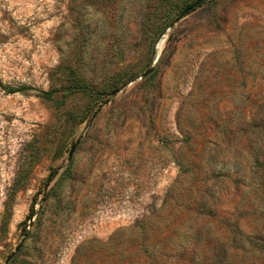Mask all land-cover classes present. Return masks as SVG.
<instances>
[{
	"label": "rangeland",
	"instance_id": "obj_1",
	"mask_svg": "<svg viewBox=\"0 0 264 264\" xmlns=\"http://www.w3.org/2000/svg\"><path fill=\"white\" fill-rule=\"evenodd\" d=\"M196 1L0 0V264H264V0Z\"/></svg>",
	"mask_w": 264,
	"mask_h": 264
},
{
	"label": "trees",
	"instance_id": "obj_2",
	"mask_svg": "<svg viewBox=\"0 0 264 264\" xmlns=\"http://www.w3.org/2000/svg\"><path fill=\"white\" fill-rule=\"evenodd\" d=\"M26 90H27V88H6L7 93L10 95L17 94V93H24ZM60 91L64 92L62 99L57 98V95L60 93ZM76 94L92 95L93 90H92V88H90L89 85L81 82L78 79H74L73 83L71 85L67 86L66 88H63V90L53 89V90H49V91H39L38 97L45 102L52 103L53 105H55L57 107H62L65 105L67 98L73 97ZM101 96H102V94H101ZM20 174L22 175V172H19V176H20ZM19 183H20L19 179L17 178V180L15 181V186L17 187L19 185ZM46 199H47V197L45 198L44 202L46 201ZM6 209H7L6 212L9 213L10 208H9L8 202L6 204ZM35 214H36V210H35V205L33 204V206L31 207V212H30L29 217H28L29 220L32 219V217ZM7 221H6V223H7Z\"/></svg>",
	"mask_w": 264,
	"mask_h": 264
},
{
	"label": "water",
	"instance_id": "obj_3",
	"mask_svg": "<svg viewBox=\"0 0 264 264\" xmlns=\"http://www.w3.org/2000/svg\"><path fill=\"white\" fill-rule=\"evenodd\" d=\"M206 0H197L196 2H194L193 4L189 5L179 16L178 18L174 21V23L171 25V27L175 26L176 24H178L179 22H181L184 18H186L189 14H191L193 11H195L196 9H198L199 7H201ZM152 73V69L148 70L143 77H146L148 75H150ZM123 90V88L113 92L110 94V97H114L117 94H119L121 91ZM83 137L79 138L71 147L70 152H69V157H68V162H70L73 158V155L78 147V145L81 143ZM52 182V179L49 180V184ZM47 196V193L44 194L43 199H42V203L44 202L45 198ZM34 226V222L31 219L29 225L27 226V228L25 229L24 233H23V238L21 240V242L18 244V246L15 248V250L8 256V258L6 259L4 264H10L11 261L16 257V255L20 252V250L22 249L28 235H29V230Z\"/></svg>",
	"mask_w": 264,
	"mask_h": 264
},
{
	"label": "bare ground",
	"instance_id": "obj_4",
	"mask_svg": "<svg viewBox=\"0 0 264 264\" xmlns=\"http://www.w3.org/2000/svg\"><path fill=\"white\" fill-rule=\"evenodd\" d=\"M165 39L166 37H164L158 44V47H157V51H158V54H160L162 48H163V45H164V42H165Z\"/></svg>",
	"mask_w": 264,
	"mask_h": 264
}]
</instances>
